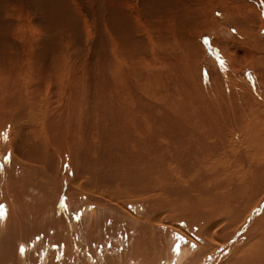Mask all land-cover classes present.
Segmentation results:
<instances>
[{
  "label": "bare ground",
  "instance_id": "bare-ground-1",
  "mask_svg": "<svg viewBox=\"0 0 264 264\" xmlns=\"http://www.w3.org/2000/svg\"><path fill=\"white\" fill-rule=\"evenodd\" d=\"M245 52L255 91L187 64L190 102L164 108L120 107L113 81L1 79L0 264H264V49Z\"/></svg>",
  "mask_w": 264,
  "mask_h": 264
},
{
  "label": "rangeland",
  "instance_id": "rangeland-1",
  "mask_svg": "<svg viewBox=\"0 0 264 264\" xmlns=\"http://www.w3.org/2000/svg\"><path fill=\"white\" fill-rule=\"evenodd\" d=\"M249 1L256 5L258 14L249 19L252 24L256 17L250 31L243 27L246 23L235 21L236 16L246 18L242 9ZM124 2L128 7L125 11L121 6ZM227 3L236 4L231 5L238 11L232 17L234 22L226 17L227 12L222 15L223 7L230 8ZM263 3L264 0H0V81H26L31 76L30 81H80L82 87L83 81H113L123 91L118 93L122 108L134 104L135 95L140 94L143 100L147 96L151 99L147 102L161 108L183 98L190 102L193 92L187 90L185 72L188 66L196 69L200 63L202 76L213 68L221 73V78L216 75L219 81L229 88L231 78L243 79L252 88L259 81L254 68L239 65L245 50L257 57L263 52ZM114 50L122 53L118 55ZM224 87L221 84L213 98L221 93L223 97ZM132 88L136 89L134 93ZM252 89L255 91V87ZM113 93L108 94L111 99L116 95ZM231 98L230 103L225 97L215 101L231 106L242 101L245 109L252 103L248 95L243 98L248 100H244L246 104ZM246 229L239 233L244 234ZM234 249L224 255L221 263Z\"/></svg>",
  "mask_w": 264,
  "mask_h": 264
},
{
  "label": "crops",
  "instance_id": "crops-1",
  "mask_svg": "<svg viewBox=\"0 0 264 264\" xmlns=\"http://www.w3.org/2000/svg\"><path fill=\"white\" fill-rule=\"evenodd\" d=\"M264 4V3H263ZM231 5H236L235 3H232ZM231 5H229L228 3H227V6H230V8H226V7H223L222 8V15L223 14H225V15H227V13H228V15H227V18L229 19V20H233V16H236V15H234V12L235 11H233V8H232V6ZM224 9V10H223ZM227 10H230L229 12L227 11ZM227 12V13H226ZM238 12V11H237ZM237 12H235V14L237 13ZM238 14V13H237ZM235 21H237V22H242V24L243 23H245V22H247V19H245V18H239V17H235ZM234 22V21H233ZM255 22H256V17L255 18H252V27H254L255 26ZM251 25L250 26H247V25H245V26H243V27H246V30H248V31H250V27H251Z\"/></svg>",
  "mask_w": 264,
  "mask_h": 264
},
{
  "label": "snow or ice",
  "instance_id": "snow-or-ice-1",
  "mask_svg": "<svg viewBox=\"0 0 264 264\" xmlns=\"http://www.w3.org/2000/svg\"><path fill=\"white\" fill-rule=\"evenodd\" d=\"M60 207H63V208H65V210H67V206L64 204L63 201L60 202ZM6 215H7V213H6L5 210H4V206H3V205H0V219L6 218ZM77 219H78V217H77ZM25 250H26V249H25V246H24L23 244L20 245V247H19V252H20L21 254H24ZM176 251H177V252L179 251V246H177Z\"/></svg>",
  "mask_w": 264,
  "mask_h": 264
}]
</instances>
